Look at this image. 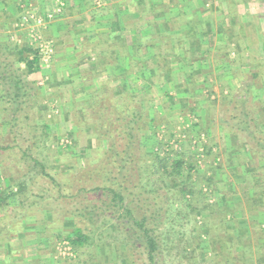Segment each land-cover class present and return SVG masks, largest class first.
Listing matches in <instances>:
<instances>
[{"label": "rangeland", "instance_id": "rangeland-1", "mask_svg": "<svg viewBox=\"0 0 264 264\" xmlns=\"http://www.w3.org/2000/svg\"><path fill=\"white\" fill-rule=\"evenodd\" d=\"M93 1L87 0L88 3L85 2L86 6L83 11H77L76 8H73L74 5H69L71 7H67L63 14L55 15L51 21H46L43 26L38 28L41 38L52 42L53 53L48 62H43L40 59L41 72L35 77H29L36 80L40 94L34 102L29 104L25 114L21 112L16 114L23 127L14 144L11 143V135L7 133L9 127L5 122L8 121L9 116L8 113L2 111L3 101L0 97V144L3 143V146L10 147L8 150L0 149V196L3 200L9 197L11 206L16 203V194L22 193L24 189L27 190L32 186L31 184L35 185L32 189L49 184L45 178L40 176L41 169L35 165L32 158L44 164L49 173L58 182L64 183L67 188L71 187L72 179L79 176L80 170L94 164L102 156L103 148L99 147L86 113L89 106L83 104V101L87 99L85 92L88 89H97L100 85L105 84L110 88L117 89V92L121 91L126 102L128 96L125 94L127 87H125L123 72L128 69L124 71L127 62L124 57L117 60L116 56L108 55L109 49L113 48L111 46L116 40L112 38L113 42L106 41L108 31L93 33L99 32L93 25H95L98 15L103 14L100 8L92 5ZM178 1L184 12L189 13L190 6L186 4V0ZM48 2L49 0H43L40 3H43L42 5L47 8ZM192 2L196 3V9L205 3L200 7V10H204L203 7L206 8L204 16L212 17L209 34L196 38L194 45L199 44L201 50L194 51L196 49L193 48V43L184 40L182 50L174 46V50L171 52L174 45L171 40L162 41L158 39V34L152 35L151 42L155 46L164 44L160 46V49L146 48L143 52L144 55L142 53L139 56L140 58L142 56V59L138 61L131 59L133 65L137 71L142 63L147 64L148 68L155 67L157 64L162 66L161 61L155 57L156 54H162L165 63L169 64L173 70L166 77L159 76L161 90L156 87L157 83L152 72L153 76L149 77V80H143V77L139 76V72L132 75L129 78L130 87L137 90L148 83L152 89L147 96L138 90L136 92L140 97L143 94L147 100H150L148 105L153 112L148 120L151 117L155 118L156 128L154 130L148 131L145 122L143 124V139H146L148 151L160 148L159 153L162 156L168 151V148L178 149L184 159L194 156L198 160L200 173L205 171L210 164L213 166L219 164L221 169L218 170L216 177L225 181L226 189L236 192L238 183L241 182L243 176L241 173L239 181L233 175L231 176V170L228 168L229 160L230 158L234 162L237 160L234 148L239 149L237 151L240 154L239 158L247 159L249 155L246 148L249 146L244 144L241 137L239 138L238 135L231 132L230 127L222 126L219 119L231 120L234 113H225L223 108L226 107L229 100L237 97L238 93L245 92V87L249 86L251 87L248 94L249 110L254 117V125L258 131L264 132V83H262L264 82V66L256 62L264 52V16L260 14L259 4L254 3L256 0H251L246 11L239 13L236 17V22L243 27L245 38L242 34L233 35V43L226 46L225 41L215 39V34L218 38L222 35L219 20H222L226 15L224 2L222 1V3L220 0H201L199 2L194 0ZM210 4H214V8L210 7ZM33 5L37 6L35 3ZM221 5L224 10L221 8L219 10ZM21 10V14L15 20L5 21L0 17V36L3 37V40L7 36L10 41H15L18 44L26 43L33 50H37L35 45H30L28 38L29 27H34L33 22L29 21L25 26H19V22L27 13L38 14L40 17H44L47 13H42V10L38 12L29 5ZM241 16L242 22L239 21ZM177 19L178 25L175 26L179 30L185 18L176 17L173 20ZM225 19L228 23L229 19ZM54 21H56L55 28H51L46 33ZM243 23L246 25V30ZM80 27H85L88 32L90 31L89 33H92L90 35L92 37L88 41L82 42L76 38L77 30ZM169 27L166 26L167 30ZM52 30L56 32L53 34ZM165 33L171 35L165 30L162 35L164 36ZM129 37L127 35L128 40H126L131 44L135 42L136 45H139L142 42L139 34L135 35V40ZM144 42L150 44V39L148 38V41ZM117 47L119 48V46ZM243 48L245 50H242ZM121 50H118L119 54L120 52L122 54L123 50ZM180 51L182 55H178V57L176 54ZM238 52L251 55L255 60L251 63L248 61L230 63L228 58H234ZM98 54H101L105 63L107 62L106 65H111L113 70L110 73L105 69L106 65H103V61L99 60ZM78 63L81 66H78ZM255 74H258L256 80L254 79ZM82 76L83 78H81ZM164 92L168 93L170 99L163 97ZM25 148L28 149V156L21 158L20 150ZM205 148H211L212 155H204L202 149ZM174 156V153L170 154L171 158ZM258 165L264 166V160H259ZM238 170L243 172L241 167H238ZM250 171L253 172V169ZM250 171L247 170V174L252 173ZM215 198H218L217 194L210 196L209 202ZM92 199H96V197L88 198V200ZM232 199L234 202L242 200L237 193L232 196ZM241 204V210H238V219L234 224L232 220H228L227 224L231 228L233 227L232 229L242 241L245 240V243L250 245L251 262H247V264H258L263 248L258 247L261 244L260 238L257 241L255 230L252 227L256 223L264 226V211H259L257 215H250L244 202ZM66 206L69 204H65L63 207ZM174 206V208L177 207L176 204ZM6 213L4 206L0 205V216L3 217ZM23 219L21 221L23 223L20 225L21 236L27 224H30L29 227L32 226L29 232L43 225L46 230L49 229V241L45 246H40L42 252L35 253L34 245L25 252L28 256L49 255V261L46 260L44 264H131L130 262L134 260L130 256L126 244L123 243L125 241H122L125 237L118 234V231L115 235L110 233V238L105 235L103 237L96 230L89 231L80 222L78 226L91 239L88 244L75 248L68 239V237H72L75 225V221L70 217L61 218L51 223L48 213L42 211L41 214L39 211H34ZM195 220L199 222L198 225H202L200 217H196ZM209 220L206 222L209 223ZM211 221L215 223L214 227L218 231L217 220ZM166 224L159 228V234L163 236L166 231L173 232L167 241L168 244L162 248L160 255L156 258V264H232L227 261V250L224 255L220 254L219 257L210 250L207 236L203 233L200 243L202 249L195 246L197 243L192 240V234L190 235L192 226L195 224L194 221L188 223L177 221L171 225ZM168 227L170 228L167 229ZM106 242H109L108 245ZM137 244H140V241H137ZM40 247L37 246L36 249H40ZM184 251L187 255H184ZM231 252L235 251L231 249ZM232 256L234 257V255ZM42 260L44 259L38 261L42 263ZM135 263L142 264V261L136 259Z\"/></svg>", "mask_w": 264, "mask_h": 264}, {"label": "trees", "instance_id": "trees-1", "mask_svg": "<svg viewBox=\"0 0 264 264\" xmlns=\"http://www.w3.org/2000/svg\"><path fill=\"white\" fill-rule=\"evenodd\" d=\"M11 1L0 0V5H2L0 6V17L6 21L9 19L6 7ZM148 1L150 2V0H136L135 2L137 7L141 6L139 9L142 18L147 19L149 29H147L148 34L144 32L139 45L133 43L130 48L133 52L132 55H127L129 49L124 45V38L120 36L113 42L111 46L113 48L108 51V55L112 56L116 55L117 46H119L118 50H123H121L123 55L120 52L121 55L118 56V59L124 56L127 62L124 71L128 69L123 72L125 87H127L125 94L128 96L126 102L121 91L117 92V89L110 88L105 84L100 85L97 89L90 88L92 90L88 89L85 92L87 99L83 101V104L89 106L86 113L99 147L103 148L102 156L94 164L80 170L79 176L73 178L71 187L67 188L64 183L58 182L49 173L44 164L32 158L35 165L41 169L40 176L45 178L49 184L40 186L38 189H32L35 185L31 184L30 188L16 194L17 199L13 206H11L9 197L3 200L0 196V202L3 200L0 205H3L7 211L5 216L0 217V235H3L0 238L1 243L7 242L11 246L10 237L4 236V234L11 229L15 234L21 230L18 228L19 225L13 226L11 229L6 228L9 220L23 219L34 211H39L41 214L44 211L49 214L51 223L68 217L75 221L72 237H68L75 248L88 244L91 239L78 226L82 222L89 231L96 230L103 237L105 235L110 238V233L115 235L118 231V234L125 237L122 241H125L123 243L126 244L130 256L134 259L130 262L131 264H136V259L142 261V264H156V258L160 255L162 248L168 244L167 241L173 232L166 231L162 236L159 234V228L166 226V223L171 225L177 221H185V223L194 221L195 224L192 226L190 235L192 234V240L197 243L195 246L202 249L200 243L203 233L207 236L210 250L217 257L220 254L224 255L227 250L228 262L232 264L251 262L250 245L245 243V240L242 241L232 229L233 227L231 228L227 224L228 220H232L234 224L238 219L241 202H244L250 215H257L259 211H264V166L258 165L259 160H264V132L258 131L254 125V117L249 110L248 94L251 87L246 86L245 92L238 93V96L229 100L226 107L223 108L225 113H234L231 120L219 119L222 126L230 127L231 132L238 135L239 138L241 137L244 144L249 146L246 148L249 155L247 159L239 158L240 154L237 152L239 149L234 148L237 160L235 162L232 161V158L229 160L228 168L231 170V176L233 175L237 181H239L241 173L243 176L241 184L238 183L236 192L226 189L225 181L216 177L218 170L221 169L219 164L214 166L210 164L205 171L200 173L198 160L194 156L184 159L178 149L168 148V151L162 156L159 153L160 148L148 151L146 139H143V124L145 122L148 131L154 130L156 124L154 117L148 120L153 111L148 105L150 100L144 96L150 94L152 89L148 83L144 84L137 89L145 94L140 97L136 93L137 90L130 87L129 78L139 72V76L143 77V80H149V77H152V73H154L156 87L159 88L161 85L159 76L166 77L173 70L169 64L165 63L162 54V56L160 54L155 56L161 61L162 66L157 64L155 67L148 68L147 64L142 63L139 68L141 70L137 71L131 61V59H137V61L142 59V56L141 58L139 56L142 55L143 49H160V46L164 44L155 46L151 42L150 36L155 34L151 31V27L152 24L155 25L156 20L149 17L151 12H155L156 4L150 5ZM173 1L170 2L167 10L170 8L177 10L175 17L185 18L184 25L180 26V31H178L175 26L178 25L177 20L165 19L164 23L170 26L169 30L166 29L165 32L171 33V35L165 33L166 37H164L163 32L157 33L159 40H171L174 43L171 52H173L174 46L182 50L184 40L191 41L198 35L207 34L212 23V17L204 16L205 12L199 15L198 11L191 10L187 14L179 5L178 0ZM249 2L251 0H227L224 2L226 15L223 14L225 17L219 20V24L222 28L221 37L226 46L233 43V35L242 34L245 38L243 27L236 22V17L239 13L246 11ZM188 3L186 2V4ZM254 3L259 4L260 14L264 16V7H262L264 0H256ZM220 8L223 9V6H219V10ZM225 18L229 19V23H226ZM132 32L136 33L135 30ZM0 37V97L3 101L2 111L8 113L9 116L8 121L5 122L9 127L7 133L11 135V143L14 144L23 127L16 114L19 112L25 114L29 104L34 102L40 94L36 80L29 78L35 77L41 72L40 56L37 50H33L26 43L18 44L15 41H10L7 36L4 37V40L2 36ZM148 38L150 44L144 42L148 41ZM200 50V45L197 44L196 51ZM179 53L176 55L181 56V51ZM261 55V58L256 62L264 66V52ZM228 59H230V63H240L241 61L251 63L255 60L251 55L243 52H238L234 58ZM99 60L103 61V65H106L107 62L105 63L101 56ZM78 66L81 64L78 63ZM257 75H254L255 80ZM159 90L161 89L159 88ZM163 95L164 98L170 99L167 92H164ZM0 149L8 150L10 147L3 146L2 143ZM204 150L202 149L204 155H212L211 148ZM20 152L21 158H27V148ZM171 153L175 155L172 158L170 157ZM238 167L243 168V172L238 170ZM251 169L253 172L250 171ZM247 170L252 173L247 174ZM26 191L27 193H24ZM236 193L242 199L239 202H234L232 199ZM214 194H217L218 198L209 202L210 196ZM90 197H96V199L88 200ZM65 204H69V206L63 207ZM175 204L176 208H174ZM196 217H200L201 226L195 220ZM208 220L209 223L206 222ZM211 220H217L218 231L214 227L215 223ZM261 225L256 223L252 228L255 230L257 241L260 238L261 244H257L258 247L264 249V226ZM137 241H140V244H137ZM106 243L108 245L109 242ZM230 248L235 252L232 253ZM263 249L258 264H264ZM184 255H187L185 251Z\"/></svg>", "mask_w": 264, "mask_h": 264}, {"label": "crops", "instance_id": "crops-1", "mask_svg": "<svg viewBox=\"0 0 264 264\" xmlns=\"http://www.w3.org/2000/svg\"><path fill=\"white\" fill-rule=\"evenodd\" d=\"M39 1L42 2L43 0H12L11 3L6 7L7 13L9 15V20H11V21H12V19L15 20V18H17L21 14V11H22L21 9L24 8L25 6L27 7L28 5L33 7L34 9H36L38 12L42 10L43 11L42 13L51 12L55 8V2H54L55 0L54 1L49 0V2H48L49 6L47 8L44 7L42 5L43 3L41 4ZM94 1H93L94 4H92V5L93 6L95 5V7L100 8L102 10L101 13H103V14L98 15V19L96 20L95 25H93V26L97 27V30L99 32H93V33H102L104 31H108L107 38H105L108 43L113 42L112 38L117 39L119 36L123 37L124 38V45L126 46L127 49H129V50H127V55H132L133 52H132V50H130V48L132 47L131 45H133V44H131L130 42L127 41L128 40L126 38L127 35L130 36L129 38H131V39L134 38V40H135V35L139 34L140 39L142 40V36H143L144 32L147 33V29H149V24L147 23V19L142 18V15H141V12L139 9V8H141V6L137 7V4L135 3L136 0H94ZM192 1H194V0H190V1L186 0V2H189L188 5L190 6V9L188 10V12L190 13L191 10L194 9L193 11H198L199 15H201L206 10V8L203 7L202 9H204V10H200L201 6L199 5L198 8L196 9V7H195L196 3L195 2L193 3ZM222 1L226 2L227 0H220V2H222ZM170 2H174V1L173 0H153V1L150 0V2H149L150 5L156 4L155 12L154 11L151 12L150 17H149V18H154L156 20L155 25L152 24V27H151V31L155 32V34H152V35L156 36V34L158 32L161 33L167 29L166 28L167 25H166V23H164L165 19H169V18L175 19L176 18L175 15H176L177 10H174V8H170L169 10H167V7L170 5ZM190 2H192L191 5H190ZM34 3L37 6L38 5L39 6L38 7L34 6L33 5ZM69 5H74L73 8H76L77 11L78 10L83 11V9L86 6L85 0H64V7H63L62 12H61L62 14L66 11L67 7H71ZM179 5H180V3H179ZM0 6H2V5H0ZM180 6H182V5H180ZM210 7L214 8V4H210ZM28 8H30V7H28ZM30 9H32V8H30ZM189 13H187V14H189ZM239 19H240L239 21L242 22V19H243L242 16ZM56 21L51 23L47 32L45 31L46 33H48L49 30H51V28H53V29L55 28V22ZM177 22H178V19H177ZM226 23H227V20H226ZM243 24L245 27L246 26L245 23H243ZM0 25H1V23H0ZM132 25H134V26L131 27ZM181 25H184V22L181 23ZM211 25H212V23H211ZM109 27H111V28L109 29ZM106 28H107V30H104ZM133 30H135L136 33H133L132 32ZM245 30H246V27H245ZM178 31H180V29ZM55 32H56L55 30H52L53 34ZM89 32H88V29H86L85 27H80L77 30L76 38L82 42L84 40L88 41L92 37V36H90L92 33H89ZM209 32L207 34H209ZM112 33H115V34H112ZM116 34H118V35L116 36ZM207 34L198 35L197 37L205 36ZM215 35H216V38H215L216 40L221 39L222 41H224L222 39V37L218 38L217 34H215ZM196 38L193 39L192 41H190L193 43V45L196 42ZM197 41H199V40H197ZM196 46L194 45L193 48L196 49ZM145 50L146 49H143L141 53H143ZM194 51H196V50H194ZM119 55L120 54L116 50V55H114V56L117 57L116 58L117 60H120L121 57H124V56H121L120 59H118ZM143 55H144V53H143ZM98 56H99L98 58H100L101 54H98ZM105 69L107 70L108 73H110L113 70L112 67H110L108 65L105 67ZM103 71H105V70H103ZM0 217L2 218V216H0ZM22 220H24V219H17L16 218L15 220H9L6 228L11 229L13 226H18V225H19L18 228H20V225L23 223V222H21ZM29 226H30V224H27L26 228L23 229L22 236L20 233L21 230L19 231L18 234H15L12 231V229L7 230L8 233L6 232L4 234V236L10 237L11 246H9V244L7 242L6 243L0 242V264H44V262L46 260L49 261L48 260L49 255H47V256H43L42 254H39L38 256L26 255V253H25L26 250H28V248L30 249V247L32 245H34L33 250L35 253L42 252L41 247L45 246L47 241H49V239H48L49 229L46 230L44 225L42 227L40 226V228H35L36 230H33L31 232H29V230L32 229V226L31 227H29ZM2 237H3V235L2 236L0 235V238H2ZM37 246L38 247L41 246L40 249H36ZM39 259H44V260H42L43 262L41 263L38 261Z\"/></svg>", "mask_w": 264, "mask_h": 264}, {"label": "built area", "instance_id": "built-area-1", "mask_svg": "<svg viewBox=\"0 0 264 264\" xmlns=\"http://www.w3.org/2000/svg\"><path fill=\"white\" fill-rule=\"evenodd\" d=\"M55 4V10L53 9V11L48 12L44 17H40L38 14L27 13L19 22V26L28 25L29 21L33 22L34 27H29L28 38L31 43L30 45L36 46L37 53L43 62L49 61L53 53V44L51 41H46L41 38L38 28L43 26L46 21H51L55 15L61 14L64 7V0H55Z\"/></svg>", "mask_w": 264, "mask_h": 264}]
</instances>
